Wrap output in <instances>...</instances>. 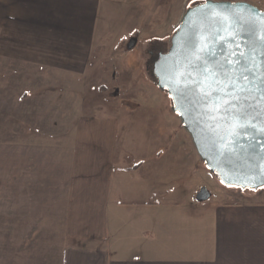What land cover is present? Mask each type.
Listing matches in <instances>:
<instances>
[{
  "label": "crops",
  "instance_id": "crops-1",
  "mask_svg": "<svg viewBox=\"0 0 264 264\" xmlns=\"http://www.w3.org/2000/svg\"><path fill=\"white\" fill-rule=\"evenodd\" d=\"M100 1L0 0V40L14 39L2 41L0 60L16 49L24 70L92 82ZM64 117L74 123L57 136V200L39 222L15 227L26 233L0 264H264V187H227L228 199L195 213L187 171L196 150L177 114L162 110L167 133L139 147L119 143L126 125L113 111Z\"/></svg>",
  "mask_w": 264,
  "mask_h": 264
},
{
  "label": "rangeland",
  "instance_id": "rangeland-1",
  "mask_svg": "<svg viewBox=\"0 0 264 264\" xmlns=\"http://www.w3.org/2000/svg\"><path fill=\"white\" fill-rule=\"evenodd\" d=\"M202 1L205 0H101L94 40L98 46L94 56L98 69L92 72L94 80L90 83L81 84L73 78L60 79L53 72L24 70L25 58L16 49L11 57H2L1 257L9 256L12 237L20 238L26 233L17 231L15 227L22 223L32 225L39 222L43 206L57 200L59 184L51 182V178L58 173V133L68 131L74 123L70 117H64L68 112L113 111L114 115L120 114L124 118L125 122L121 125H126L119 131V143L137 147L160 143L159 134L166 129L160 112H173L172 102L168 93L157 86L150 71L153 60L149 51L151 45L157 42L164 44L167 50L183 13ZM215 1H246L264 11V0ZM132 37L136 41L129 49ZM13 40L2 39L7 43ZM32 84L42 86L39 89L30 86ZM29 89L43 92L28 96ZM74 94L85 96L84 103L68 101L67 96L73 98ZM63 96L66 100L62 99ZM178 121L179 128H183L179 117ZM191 160L193 167L189 166L187 173L196 191L194 212L201 214L228 199L230 194L226 191L230 188L220 183L216 175L206 168L196 151ZM201 187H206L211 196L206 201L197 202L195 196Z\"/></svg>",
  "mask_w": 264,
  "mask_h": 264
},
{
  "label": "water",
  "instance_id": "water-1",
  "mask_svg": "<svg viewBox=\"0 0 264 264\" xmlns=\"http://www.w3.org/2000/svg\"><path fill=\"white\" fill-rule=\"evenodd\" d=\"M151 72L219 182L264 187V11L246 1L188 7ZM210 196L201 187L195 200Z\"/></svg>",
  "mask_w": 264,
  "mask_h": 264
},
{
  "label": "trees",
  "instance_id": "trees-1",
  "mask_svg": "<svg viewBox=\"0 0 264 264\" xmlns=\"http://www.w3.org/2000/svg\"><path fill=\"white\" fill-rule=\"evenodd\" d=\"M198 3H200V2H198ZM195 4H197V3H195ZM195 4H193V5H195ZM151 51L153 52L152 60L154 61L157 58L158 54L160 52H165L166 49L164 47V44L157 42V43H153L151 45ZM153 61H152V64H153ZM152 64H150V71L152 69Z\"/></svg>",
  "mask_w": 264,
  "mask_h": 264
},
{
  "label": "flooded vegetation",
  "instance_id": "flooded-vegetation-1",
  "mask_svg": "<svg viewBox=\"0 0 264 264\" xmlns=\"http://www.w3.org/2000/svg\"><path fill=\"white\" fill-rule=\"evenodd\" d=\"M150 52V54L153 56V52L152 51H149Z\"/></svg>",
  "mask_w": 264,
  "mask_h": 264
},
{
  "label": "snow or ice",
  "instance_id": "snow-or-ice-1",
  "mask_svg": "<svg viewBox=\"0 0 264 264\" xmlns=\"http://www.w3.org/2000/svg\"><path fill=\"white\" fill-rule=\"evenodd\" d=\"M241 127H243V125H240Z\"/></svg>",
  "mask_w": 264,
  "mask_h": 264
}]
</instances>
